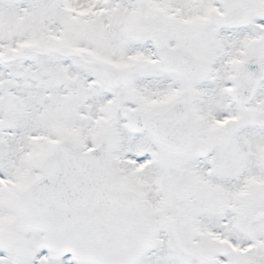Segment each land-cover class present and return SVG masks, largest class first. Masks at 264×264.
Returning a JSON list of instances; mask_svg holds the SVG:
<instances>
[{
  "label": "snow or ice",
  "instance_id": "1",
  "mask_svg": "<svg viewBox=\"0 0 264 264\" xmlns=\"http://www.w3.org/2000/svg\"><path fill=\"white\" fill-rule=\"evenodd\" d=\"M0 264H264V0H0Z\"/></svg>",
  "mask_w": 264,
  "mask_h": 264
}]
</instances>
